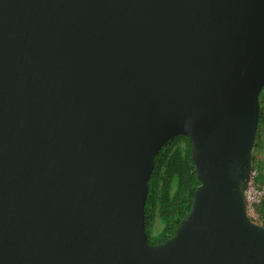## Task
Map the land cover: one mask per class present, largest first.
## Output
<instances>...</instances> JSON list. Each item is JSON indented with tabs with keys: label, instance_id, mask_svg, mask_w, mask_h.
<instances>
[{
	"label": "water",
	"instance_id": "95a60500",
	"mask_svg": "<svg viewBox=\"0 0 264 264\" xmlns=\"http://www.w3.org/2000/svg\"><path fill=\"white\" fill-rule=\"evenodd\" d=\"M264 0H0V264H264L248 215ZM197 186L151 244L155 158Z\"/></svg>",
	"mask_w": 264,
	"mask_h": 264
},
{
	"label": "trees",
	"instance_id": "16d2710c",
	"mask_svg": "<svg viewBox=\"0 0 264 264\" xmlns=\"http://www.w3.org/2000/svg\"><path fill=\"white\" fill-rule=\"evenodd\" d=\"M261 94L262 92L260 103ZM181 138L187 141L185 149L177 146ZM148 185L146 232L149 243L160 244L174 235L181 220L191 210L194 193L199 185L192 161V143L187 137H175L161 148L155 158L154 171ZM156 219H159L163 226L160 232L153 236Z\"/></svg>",
	"mask_w": 264,
	"mask_h": 264
},
{
	"label": "built area",
	"instance_id": "2783aa9c",
	"mask_svg": "<svg viewBox=\"0 0 264 264\" xmlns=\"http://www.w3.org/2000/svg\"><path fill=\"white\" fill-rule=\"evenodd\" d=\"M245 195L248 215L254 222L264 225V213L261 211L264 205V183L261 180V172L254 165Z\"/></svg>",
	"mask_w": 264,
	"mask_h": 264
},
{
	"label": "rangeland",
	"instance_id": "374dc122",
	"mask_svg": "<svg viewBox=\"0 0 264 264\" xmlns=\"http://www.w3.org/2000/svg\"><path fill=\"white\" fill-rule=\"evenodd\" d=\"M261 92L262 103H260V106L262 114L260 116L256 143L253 149V165L257 167L261 172V180L264 183V88ZM186 145L187 141L183 138H181L177 143V146L181 149H185ZM261 211L264 213L263 206L261 207ZM162 226L163 225L160 223L159 219H156L155 225L152 230V235H157L162 229Z\"/></svg>",
	"mask_w": 264,
	"mask_h": 264
}]
</instances>
